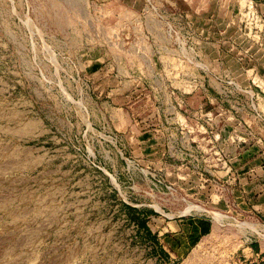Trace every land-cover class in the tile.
<instances>
[{
	"label": "rangeland",
	"instance_id": "obj_1",
	"mask_svg": "<svg viewBox=\"0 0 264 264\" xmlns=\"http://www.w3.org/2000/svg\"><path fill=\"white\" fill-rule=\"evenodd\" d=\"M151 1L150 11L169 22L167 37L137 16L144 0H0V264H264L251 255L255 244L264 246V222L228 205L199 211L159 159L134 148L144 131H164L151 113L156 74L163 83L167 72H184L189 91L216 76V58H224L221 73L234 72L232 26L241 35L237 56L248 47L262 57L241 33L244 24L261 23L264 0ZM243 67H234V85L221 82L220 104L238 109L219 112L222 138L233 134L223 127L228 115L244 118L252 90L260 103L264 97L260 79L253 83ZM187 96L185 104L196 103L194 93ZM252 113L262 117L260 109ZM202 128L210 148L216 125ZM170 129L184 144L197 131ZM249 142L241 140L237 152L260 150ZM234 144L233 137L222 142L221 161H230L223 150ZM209 178L225 200L239 184L231 174ZM198 213L211 232L185 255L172 251V261L155 258L135 220Z\"/></svg>",
	"mask_w": 264,
	"mask_h": 264
},
{
	"label": "crops",
	"instance_id": "obj_2",
	"mask_svg": "<svg viewBox=\"0 0 264 264\" xmlns=\"http://www.w3.org/2000/svg\"><path fill=\"white\" fill-rule=\"evenodd\" d=\"M262 5L264 6V4ZM153 7L154 4L152 1L144 0V4L142 8L139 9L140 11H138L137 16H143L148 19L152 25L154 24V26L158 28L159 35L163 34L167 37L168 26L166 25H168L169 22L159 18V11L157 12L155 9V12L150 11ZM179 16L183 17L182 14H179ZM261 18L260 24H244V31L241 33L244 41L250 48L260 46L259 49L263 52L259 60H255V58L247 54L248 47H245L246 49L243 50V53L237 56L236 49L241 46L237 42L239 35H237L238 30L236 27L232 26L234 38H231L233 37L231 35L229 46L234 48V52L232 53V61H230L231 63L228 62L230 63L228 65L229 68L231 66L234 69V72L231 73V69H229L228 73H221L220 64L225 63L224 58H216L215 68H217V70L214 71L216 76L209 77L207 83L203 80V82H201L202 86L189 91L185 88L186 84H183V82L187 80L185 79L187 75L184 72H180V74H173L171 71L167 72L163 83L160 82V74H156V86L150 89L153 97L151 113H153V117H155V123L153 125L157 127L161 125L164 127V131L160 132L161 130L159 128L157 130L152 129L150 132L144 131L139 138L134 139V148H136L135 151H139L141 155L144 151H148L150 158L159 159V167H164L166 169L169 180L178 185L187 199L193 201L197 206L201 205L200 207L203 210L199 211H204L205 208L202 206H206L207 204H214L216 205L215 207L228 205L230 208H235L234 211L243 212L247 218L260 221L261 224H263L264 97H261L260 101L262 102L260 103L259 93L257 92L255 94L252 90L251 100L245 104L244 110L246 113L243 114L244 118L242 120H237L235 118L236 116L228 115V123L223 126L229 127L233 131V134L230 132L228 133V137L227 134H224L222 138L225 130L221 129V114L219 113L221 110H227L235 115L233 112H237L238 110L233 105H222L219 102L221 82L228 83L229 85L233 84L237 73L234 67L237 65V62L244 64L246 68L243 67L245 73L249 72V74H247L249 75L248 78L253 83L255 78L260 79V91L264 95V11ZM153 28V26L150 27V29ZM168 41L169 40L165 38V45L168 44ZM165 59L169 61V57ZM173 61L175 60L171 58V62ZM257 65L260 66V69L254 71ZM256 86L259 87L258 85ZM188 93H194L196 96L191 97L193 99L192 101H196V103L191 106L185 104ZM254 100H256V104H254ZM182 105H185L186 108L183 109ZM187 109H189L192 116L190 113L186 114ZM256 109H260L261 111L262 117L259 121L252 113V110ZM161 111H165V118L160 116ZM157 115H159V118ZM195 115L197 116L196 118H194ZM206 116L209 120L205 119ZM164 122H166L169 127H166L167 125H164ZM186 125L196 126L197 131L190 134L187 144H184L180 137L170 128L174 127L177 129L179 127L180 133H183V127ZM205 125H210L211 127L216 125V130L212 131L213 144L210 148H206V146L203 145L204 141L207 140L203 134V132L207 130L202 128ZM209 137L211 136H208V138ZM232 137L235 138L234 146L232 145L231 148L228 147L223 150L224 154L230 157L231 162L227 160V164V161L223 158L221 161V144L223 141H229ZM240 139L243 141H250L249 143H261L260 150L251 153V155L244 156L243 152H237L241 141ZM221 174L224 176L231 174V176H234V179H238L239 184H242L235 185L231 189L230 198L226 200L222 198L221 193H218L216 186L212 185L214 178H209L211 175L219 176ZM247 174L249 177H246ZM210 186H212V188H210ZM212 212L220 214L218 211ZM188 215L191 216V214ZM223 217L226 218V215L224 214ZM239 222L244 223V221ZM245 223L251 224L248 222ZM146 225L151 232V239L149 242L153 244L155 258L159 261L164 259L172 261L174 256L172 255L173 252L176 256L185 255L199 238L211 232L213 228L212 223L208 219L203 218L199 213L185 218L177 216L171 220H164L163 218L156 220L150 217V219L146 221ZM252 226L255 227L253 224ZM174 241L176 247L172 246L174 245ZM251 249V255H253L254 258L260 255L264 258V246L255 244L254 248Z\"/></svg>",
	"mask_w": 264,
	"mask_h": 264
},
{
	"label": "trees",
	"instance_id": "obj_3",
	"mask_svg": "<svg viewBox=\"0 0 264 264\" xmlns=\"http://www.w3.org/2000/svg\"><path fill=\"white\" fill-rule=\"evenodd\" d=\"M129 210L131 211H135V208L129 207L127 206ZM133 216V213L131 214ZM136 223H137V227H138V233L142 234L144 236L145 240H150L151 236H150V230L148 229V226L146 225V221L139 217H135ZM152 251L154 252V249H152Z\"/></svg>",
	"mask_w": 264,
	"mask_h": 264
},
{
	"label": "built area",
	"instance_id": "obj_4",
	"mask_svg": "<svg viewBox=\"0 0 264 264\" xmlns=\"http://www.w3.org/2000/svg\"><path fill=\"white\" fill-rule=\"evenodd\" d=\"M158 16H160L161 17V15L158 13ZM182 199H183V201H185L186 202V199L184 198V197H182Z\"/></svg>",
	"mask_w": 264,
	"mask_h": 264
},
{
	"label": "bare ground",
	"instance_id": "obj_5",
	"mask_svg": "<svg viewBox=\"0 0 264 264\" xmlns=\"http://www.w3.org/2000/svg\"><path fill=\"white\" fill-rule=\"evenodd\" d=\"M217 216V215H216Z\"/></svg>",
	"mask_w": 264,
	"mask_h": 264
}]
</instances>
